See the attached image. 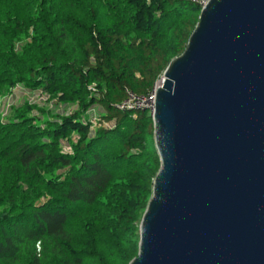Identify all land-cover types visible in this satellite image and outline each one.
I'll return each mask as SVG.
<instances>
[{
    "label": "trees",
    "instance_id": "obj_1",
    "mask_svg": "<svg viewBox=\"0 0 264 264\" xmlns=\"http://www.w3.org/2000/svg\"><path fill=\"white\" fill-rule=\"evenodd\" d=\"M201 8L190 0H0V97L18 86L44 97V107L0 110V264L137 257L160 162L148 111L116 106L126 91L151 92Z\"/></svg>",
    "mask_w": 264,
    "mask_h": 264
},
{
    "label": "water",
    "instance_id": "obj_2",
    "mask_svg": "<svg viewBox=\"0 0 264 264\" xmlns=\"http://www.w3.org/2000/svg\"><path fill=\"white\" fill-rule=\"evenodd\" d=\"M151 118L160 167L129 264H264V0H208Z\"/></svg>",
    "mask_w": 264,
    "mask_h": 264
},
{
    "label": "rangeland",
    "instance_id": "obj_3",
    "mask_svg": "<svg viewBox=\"0 0 264 264\" xmlns=\"http://www.w3.org/2000/svg\"><path fill=\"white\" fill-rule=\"evenodd\" d=\"M24 103H28L29 105H38L39 107H44V97L40 94V92H31L23 89L22 87L18 86L11 90L8 94L0 97V110L2 112H7L9 107L20 106ZM47 108V107H45ZM50 109L55 112L56 110L50 106ZM147 115L152 116L149 112H146ZM89 120L93 123H98L99 120V110L97 108H92L89 111Z\"/></svg>",
    "mask_w": 264,
    "mask_h": 264
},
{
    "label": "built area",
    "instance_id": "obj_4",
    "mask_svg": "<svg viewBox=\"0 0 264 264\" xmlns=\"http://www.w3.org/2000/svg\"><path fill=\"white\" fill-rule=\"evenodd\" d=\"M190 1L199 4L201 7H204L208 2L206 0H190ZM161 80L162 77L155 83L153 89L147 96H139L131 91H126V98L124 99L123 102L117 105L116 108L121 112L148 111L151 115H153L156 86L157 83L160 84ZM96 125H97L96 123H93L92 128H94Z\"/></svg>",
    "mask_w": 264,
    "mask_h": 264
}]
</instances>
